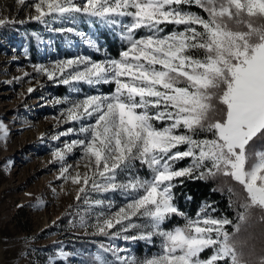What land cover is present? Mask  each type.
<instances>
[{
	"label": "snow or ice",
	"instance_id": "6c2138e0",
	"mask_svg": "<svg viewBox=\"0 0 264 264\" xmlns=\"http://www.w3.org/2000/svg\"><path fill=\"white\" fill-rule=\"evenodd\" d=\"M31 7V20L88 17L121 42L118 54L103 60L77 55L34 66L75 93L79 84L112 86L56 101L67 105L63 122L80 125L55 137H78L53 153L59 178L79 186L77 200L84 195L87 202L88 193L124 197L119 206L91 201L99 209L97 234L160 241L159 252L142 259L112 244L103 252L114 260L98 254L94 264H264V251L238 238L253 210L264 213V145L256 147L264 141V0H34ZM61 31L101 51L89 34ZM0 132L6 139L2 123ZM74 151L75 167L66 163ZM184 160L187 166L177 167ZM137 162L148 176L138 174ZM221 176L240 187L235 222L218 214L215 202L204 201L195 216L180 209L174 189L185 179ZM175 217L183 223L169 226Z\"/></svg>",
	"mask_w": 264,
	"mask_h": 264
},
{
	"label": "rangeland",
	"instance_id": "374dc122",
	"mask_svg": "<svg viewBox=\"0 0 264 264\" xmlns=\"http://www.w3.org/2000/svg\"><path fill=\"white\" fill-rule=\"evenodd\" d=\"M33 3L34 0H26L23 5L19 0H0V19L24 21L18 22L21 26L18 30L0 25V123L8 130L6 139L0 132V264H94L98 254L113 261L111 253L103 252V248L112 244L128 250L121 255L141 259L154 255L159 252V238L152 243L140 240L144 247L142 254L131 245L137 241L107 238L106 246L95 242L98 234L93 225L99 209L92 208L91 201L103 199L119 206L124 197L119 192L88 193L87 202L84 195L77 200L79 186L59 178L62 164L53 156L58 148L78 138L72 134L55 137L70 127L80 126L63 122L61 112L67 105L56 101L65 97L83 98L97 91L108 93L112 86L93 88L79 84L81 92L75 93L64 85L63 93H58L59 83L34 68L77 55L103 60L106 53L103 48L96 52L75 33L61 29L75 27L100 43L98 27L106 26L80 16L74 21L51 17L46 18V23L31 20L35 14ZM31 25L40 40L33 60L22 32ZM29 88L34 91L29 92ZM79 158L80 153L74 151L66 163L75 167ZM78 170L85 171L83 166ZM150 244L155 248L147 254L145 249Z\"/></svg>",
	"mask_w": 264,
	"mask_h": 264
},
{
	"label": "trees",
	"instance_id": "16d2710c",
	"mask_svg": "<svg viewBox=\"0 0 264 264\" xmlns=\"http://www.w3.org/2000/svg\"><path fill=\"white\" fill-rule=\"evenodd\" d=\"M33 21H28V24L32 23ZM3 26H6L8 30H18L20 24L17 21H11L5 23ZM28 40L29 44V52L30 58L33 60L35 59L36 53L38 52V43L39 35L36 34L34 31V27L28 26L24 31H22ZM98 39H100L101 48L105 50L107 54L111 56H116L121 49V42L117 34L111 31L108 27H98ZM58 93H63L64 85L59 84ZM62 87V89H61ZM261 145H264V141H258L256 147L259 148ZM188 163V160L179 161L178 165H184ZM135 170L141 176H147L148 170L145 167H142L138 162L136 164ZM232 187L235 195H230L228 192V188ZM176 193V202L180 209L186 212L189 216H194L201 204L204 201L208 202H215L214 206L219 210V213H223L227 215L229 218H232L235 222L236 217V202L240 198V187L235 184L234 181L230 180L228 177H217V178H210L204 180H188L185 179L182 185H179L177 188L174 189ZM187 197H191L188 199ZM264 215L258 209L253 210L250 218L242 226L241 232L238 234V238L241 240L248 241V247L255 248V252L257 254L264 251V221L260 219V217ZM183 219L181 217H175L173 221L170 222L169 226H175L177 224H182ZM98 237L97 241L102 246H106L104 244V240L108 237L102 235H96ZM95 236V237H96ZM81 244H86L87 241H81ZM135 251L139 252L140 254L143 253L144 247L142 243L137 241L136 243L131 244ZM155 248L154 245H147L145 252L150 254L153 252ZM247 250V249H246ZM90 255L91 252L89 253Z\"/></svg>",
	"mask_w": 264,
	"mask_h": 264
}]
</instances>
